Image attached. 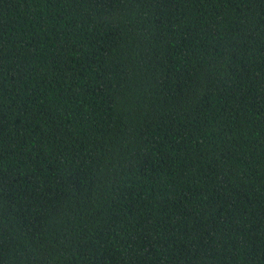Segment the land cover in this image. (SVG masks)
<instances>
[{
    "label": "trees",
    "instance_id": "obj_1",
    "mask_svg": "<svg viewBox=\"0 0 264 264\" xmlns=\"http://www.w3.org/2000/svg\"><path fill=\"white\" fill-rule=\"evenodd\" d=\"M0 264H264V0H0Z\"/></svg>",
    "mask_w": 264,
    "mask_h": 264
}]
</instances>
